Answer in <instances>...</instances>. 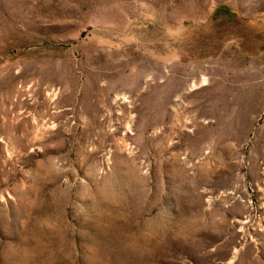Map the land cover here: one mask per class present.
I'll list each match as a JSON object with an SVG mask.
<instances>
[{"label": "rangeland", "instance_id": "obj_1", "mask_svg": "<svg viewBox=\"0 0 264 264\" xmlns=\"http://www.w3.org/2000/svg\"><path fill=\"white\" fill-rule=\"evenodd\" d=\"M0 264H264V0H0Z\"/></svg>", "mask_w": 264, "mask_h": 264}]
</instances>
